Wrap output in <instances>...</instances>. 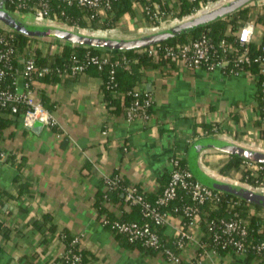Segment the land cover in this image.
I'll list each match as a JSON object with an SVG mask.
<instances>
[{
    "label": "crops",
    "instance_id": "1",
    "mask_svg": "<svg viewBox=\"0 0 264 264\" xmlns=\"http://www.w3.org/2000/svg\"><path fill=\"white\" fill-rule=\"evenodd\" d=\"M146 2H134L136 18L124 17L121 22L145 26L140 20ZM48 41L66 43L58 38ZM146 76L141 88L151 92L154 101L149 119L111 113L102 78L89 71L36 85L37 98L38 88L43 87L53 104L51 110L44 107L55 124L35 131L21 120L4 130L0 152L7 157L0 161V221L10 235L5 237L0 229V264H51L66 250L62 231L78 237L89 264H181L166 260L160 252L123 246L98 217L96 195L109 188L105 179L117 172L130 185L157 191L162 176L172 169L171 158L188 159L191 145L202 137L219 136L264 152V120L260 125L257 101L260 85L247 71L190 68L182 61L149 69ZM204 123L213 128L212 134L205 135ZM207 150L220 152L206 149L203 154ZM220 153L226 154L220 157L226 160L229 154ZM10 154L25 158L21 169L7 160ZM106 206L118 219L132 210L126 201H106ZM181 222L171 216L164 235L175 241ZM195 250L188 243L183 260L190 259ZM213 258L214 262L201 264L246 261L238 252Z\"/></svg>",
    "mask_w": 264,
    "mask_h": 264
},
{
    "label": "trees",
    "instance_id": "2",
    "mask_svg": "<svg viewBox=\"0 0 264 264\" xmlns=\"http://www.w3.org/2000/svg\"><path fill=\"white\" fill-rule=\"evenodd\" d=\"M139 0H114L111 7L105 11L106 16L102 17L101 13L95 14L93 9L80 5L78 0H49L51 11L57 21L69 27L75 28H93V29H111L117 27L120 22L127 17L131 20L136 18L134 2ZM177 7H172L167 0H148L143 9V17L140 24L148 27L158 25L161 19L166 18H182L183 16L192 14L203 2L207 0H175ZM37 0H30L28 6L22 10V14L29 16L36 6ZM7 9L12 10L9 2L6 4ZM23 17V16H22ZM19 18V17H18ZM20 19V18H19ZM21 20V19H20ZM26 22L24 18L22 20ZM252 23L255 26L256 33L249 43L241 45L239 41V33L241 28ZM14 33V47L15 58L35 60L38 67H50V73L37 75L33 74L29 78L30 86L36 89V85L47 84L50 82H58L63 76L76 75L72 72V67L78 63L86 62L90 55L106 54L110 58V63L120 60V65L111 66L108 64L103 70L97 69L93 64H88L85 71L92 74L99 75L102 80V92L107 106L111 113L120 114L126 112L127 109L134 102L133 92L141 88L146 81V71L149 69H162L165 66H172L177 61L172 60L165 54V47L167 46H183L193 40L201 37L202 34H207L216 44L225 41L226 50L218 47L216 61L224 56L229 61L223 70L227 73L232 71L244 70L256 77L259 85L264 77L262 69L264 68V2H251L234 13L218 19L202 28L192 31L188 34L178 36L166 42L159 43L153 47L159 50L156 53H150L151 47L132 49V50H106L99 48H91L84 45H72L68 43L49 42L47 50L38 44L41 38L29 36L20 33L16 30ZM55 50L50 48L54 45ZM247 48L248 55L251 58L250 63H239L237 59ZM260 58V60H256ZM17 67V62L14 63ZM114 67V73L111 74V68ZM2 85L10 84L17 76L12 71ZM39 98L43 106L52 109L53 104L43 87H39ZM258 105L260 108V125L264 120V93L259 87L257 96ZM27 107L24 104H19L16 111L12 110L11 106H0V142L4 136V130L10 125L23 121ZM151 113L152 107L148 109ZM205 135L212 134L213 128L204 123ZM180 164L183 167H188L187 157H178ZM7 160H12L18 168L21 169L25 158L16 154H10ZM218 172L227 179H239L241 182L247 183L251 187L264 186V164L257 163L238 155L229 154L227 159L222 161L218 167ZM112 178H117L118 184L109 187L105 191H99L94 202L98 217L103 222L108 220L105 225L118 236L120 243L129 248L145 252L157 253L158 249L145 246L140 241H130L126 235L119 233L112 228L111 224L115 220L121 221H138L144 222L146 220L142 212V207L138 204L132 205V210L118 219L115 215L108 211L106 201L108 202H123L125 201V189L129 181L119 172L115 173ZM171 178V171L165 173L160 179V188L155 192H147L140 185H136L138 189L144 194L145 198L154 203L156 199L163 193L165 187L168 185ZM215 191V190H214ZM218 195V200L207 201L200 206V212L197 216V222L201 229V240L206 244L208 249L216 251V253L223 257L228 253L235 252L233 245L224 243L228 237L221 235L215 240V233L220 232V221L222 219H230L238 216L248 223V235L244 240L245 243V257L244 264H264V250H259L257 245L264 241V207L250 203L242 198L223 192L215 191ZM193 200L187 191H180L178 197L170 201L166 207L162 209L167 210L172 216H179L180 209L186 204H192ZM46 218V217H45ZM50 219V218H49ZM212 221L214 223H212ZM188 218L184 217L181 224L187 229ZM38 223V222H36ZM39 227L41 224H39ZM212 226V229L210 227ZM52 228L55 229L54 225ZM0 229L5 237L10 235V230L0 221ZM164 226L158 227L161 237L162 248H170L176 253L179 250L176 247L173 239L164 235ZM61 237L66 245V250L80 253L82 255V264H89L90 257L84 249L81 248L79 242H73L76 236L71 235L67 231H62ZM70 264V260L62 255L55 259L51 264ZM27 264H33L31 261Z\"/></svg>",
    "mask_w": 264,
    "mask_h": 264
},
{
    "label": "built area",
    "instance_id": "3",
    "mask_svg": "<svg viewBox=\"0 0 264 264\" xmlns=\"http://www.w3.org/2000/svg\"><path fill=\"white\" fill-rule=\"evenodd\" d=\"M2 0H0L1 3ZM30 0H5L14 6L12 10L7 9L15 16L22 15L27 19L30 18V23L34 25H53V19H56L51 11L49 0H37L34 10L29 16L22 14V10L28 6ZM114 0H78L80 5L86 6L95 11V14L105 12L112 5ZM148 1V0H147ZM170 5L174 7V0H167ZM230 0H207L202 2L200 6L190 15L183 16V20L200 15L204 12L210 11ZM258 3L264 2V0L256 1ZM186 17V19H185ZM178 19V18H177ZM1 21V20H0ZM181 21V22H182ZM0 25V106H11L13 111L17 110L19 104H24L27 107L23 124L27 128H31L36 121H40L46 125L55 124L53 115L43 106L41 101L37 98L35 89L30 86L29 78L33 74L43 75L51 72L50 67H38L34 59L29 58H15L14 47V33L13 29L4 23ZM26 23H28L26 21ZM180 23V22H179ZM155 30V27H150ZM112 30L113 29H105ZM108 32V33H111ZM256 33L255 26L252 23L244 25L239 33V41L241 45L249 43ZM157 45V44H156ZM149 50L150 53H156L159 49L153 47ZM218 47L226 50L225 41L216 44L207 35L202 34L196 40L184 44L183 46H167L164 51L167 56L172 60L182 61L187 67L190 68H205L213 70L220 66L224 68L228 65L229 61L224 56L220 57L216 61V55L218 53ZM256 60H260L257 58ZM17 62V67L14 63ZM251 58L248 55L247 48L237 59L239 63H250ZM88 64H93L99 70H103L105 66L111 64V66L120 65V60H116L114 63H110V58L106 54L90 55L86 62L78 63L72 67L74 74L83 73ZM12 71L17 75L13 81L8 85H2L5 79L11 75ZM114 67L111 68V74L114 73ZM244 70L232 71L231 73H239ZM264 74V68L262 69ZM22 85V86H21ZM260 87L264 93V77L260 82ZM134 102L127 109L125 114L130 119L141 118L149 119L151 114L148 111L153 107V96L151 92L144 88L136 89L134 92ZM203 152L200 154L199 159L201 161ZM7 155L4 152H0V161L5 160ZM171 178L168 185L165 187L163 193L156 199L154 203L148 201L144 194L138 189L136 185H128L125 189V201L129 205L138 204L142 207L143 215L146 220L144 222L138 221H121L115 220L111 226L119 233L127 236L130 241H140L145 246L152 247L160 250V253L166 260L181 263V264H201L206 260L214 262V256L217 255L216 251L208 249L206 244L201 240V233H199L200 226L197 222V216L200 212V206L207 201L218 200L217 193L210 187L201 183L195 178L193 172L189 167H183L180 164L179 158L174 156L171 158ZM106 183L109 187L118 184L117 178L106 177ZM224 181V180H223ZM254 189V188H253ZM187 191L193 200L192 204H186L180 209V215L178 216L181 221L184 217L188 218L187 229L182 227L178 231V236L175 239V244L179 252H175L170 248H162L161 237L158 231V227L164 226L168 223L169 218L172 216L167 210L162 209L166 207L170 201L178 197L180 191ZM104 224L108 223L107 219H104ZM212 223H214L212 221ZM212 229V226L210 227ZM221 235L228 237L224 245L230 244L235 247V252L240 254L245 253L244 240L248 235V223L238 216L230 219H222L220 221V232L215 233V240L219 239ZM73 242H79L78 237H75ZM193 243L196 248L193 256L188 260H183L182 251L188 245ZM259 250H264V241L257 245ZM69 260L70 264H82V255L72 250H65L64 254Z\"/></svg>",
    "mask_w": 264,
    "mask_h": 264
},
{
    "label": "water",
    "instance_id": "4",
    "mask_svg": "<svg viewBox=\"0 0 264 264\" xmlns=\"http://www.w3.org/2000/svg\"><path fill=\"white\" fill-rule=\"evenodd\" d=\"M258 0H230L210 11L204 12L195 17L183 20L168 28L154 31L142 36L132 38H115L74 31L65 27L52 25H34L23 22L17 16L8 11L5 7V0L0 3V20L9 25L13 30L34 37H55L64 40L72 45H84L91 48L110 50H132L146 48L178 36L188 34L202 28L218 19L224 18L245 5ZM111 32V30H108ZM44 124L36 121L32 127L38 131ZM206 149H214L231 155H238L242 158L264 164V152L250 149L219 136H208L197 139L190 147L188 153V164L196 179L215 191L236 195L250 203L264 207V193L245 186L220 180L209 173L199 162L200 153Z\"/></svg>",
    "mask_w": 264,
    "mask_h": 264
},
{
    "label": "rangeland",
    "instance_id": "5",
    "mask_svg": "<svg viewBox=\"0 0 264 264\" xmlns=\"http://www.w3.org/2000/svg\"><path fill=\"white\" fill-rule=\"evenodd\" d=\"M190 15V14H189ZM188 16V15H187ZM19 18L21 20H23L24 18L26 19V21L30 23V18H26V17H22V15H19ZM183 18H164L161 19L160 23L158 25H155L153 27H155V30H153V28L150 27H145L143 25H135V27L129 23V22H121L117 27L115 28H111L113 29L111 33H108L107 30L105 29H93V28H75V27H69L67 25H63L61 23H59L58 21H56L55 19H53L52 23L55 26H60V27H65L74 31H79V32H83V33H88V34H94V35H102V36H112L115 38H132V35H134L133 37H138V36H142L154 31H159L165 28H168L172 25L178 24L179 22L182 21ZM186 19V17H185ZM0 25H2V22L0 21ZM37 38H41V40L39 42H36L34 45H38L40 44L44 50L48 49L49 46V41L51 39H55V37H51V36H47V37H37ZM51 42H55V41H51ZM50 48L55 50V47H53L52 45H50ZM255 149V148H254ZM214 151V150H213ZM260 151V150H259ZM210 155H213V157H211ZM215 155H218L217 157ZM226 154L220 153V152H210V151H206L201 158V161L199 159V162L201 164V166L206 170L207 173L211 174H215L216 177H218V179L223 180L222 175L218 172L217 167H219V165L221 164L223 158L220 157H225ZM224 181H228L234 184H238L241 186H245L248 188H254L262 193H264V186H259V187H251L250 185H248L247 183L241 182L239 179L236 178H231V179H227L225 178Z\"/></svg>",
    "mask_w": 264,
    "mask_h": 264
},
{
    "label": "bare ground",
    "instance_id": "6",
    "mask_svg": "<svg viewBox=\"0 0 264 264\" xmlns=\"http://www.w3.org/2000/svg\"><path fill=\"white\" fill-rule=\"evenodd\" d=\"M210 175H212V176H214V177H216V175L215 174H213V173H211ZM223 177V176H222ZM216 178H218V177H216ZM223 180H225V178L223 177Z\"/></svg>",
    "mask_w": 264,
    "mask_h": 264
}]
</instances>
